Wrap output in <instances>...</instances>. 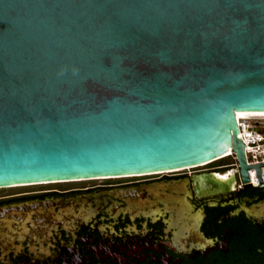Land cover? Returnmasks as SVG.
Instances as JSON below:
<instances>
[{
	"label": "water",
	"instance_id": "1",
	"mask_svg": "<svg viewBox=\"0 0 264 264\" xmlns=\"http://www.w3.org/2000/svg\"><path fill=\"white\" fill-rule=\"evenodd\" d=\"M236 112L264 113V0H0V189L182 171L230 149L242 181L255 168L261 185ZM218 177L215 189L236 179ZM160 200L49 210L42 250L153 256L147 226L123 235L115 221L166 217Z\"/></svg>",
	"mask_w": 264,
	"mask_h": 264
},
{
	"label": "flooded vegetation",
	"instance_id": "2",
	"mask_svg": "<svg viewBox=\"0 0 264 264\" xmlns=\"http://www.w3.org/2000/svg\"><path fill=\"white\" fill-rule=\"evenodd\" d=\"M201 165L202 168H191L185 173L170 171L156 178L139 176L143 178L118 184L15 193L0 191V264H121L111 256L112 250L108 254L88 252L82 241L78 242L76 255L66 248L53 249V252L60 250L57 261L42 250L49 247L44 233L49 210L61 211L97 197L119 199L127 207L137 198L162 200L158 207L166 211V217L154 221L149 213L135 217L125 213L115 221V228L123 235H128V228L143 230L147 226L150 229L147 237L159 243L153 256L148 255L143 244L141 257L125 264H264V185L241 182L236 161ZM224 166L228 168L222 171ZM228 172L234 173L236 179L215 189L210 177L213 174L224 177ZM30 214L32 221L27 228L12 229ZM82 232L89 231L84 228ZM11 233L16 236L13 244L7 239ZM91 236L98 244L104 241L99 230ZM64 237L65 241L69 240L68 235ZM7 244L12 248L9 253H5ZM17 245L22 248L19 254L13 250Z\"/></svg>",
	"mask_w": 264,
	"mask_h": 264
},
{
	"label": "built area",
	"instance_id": "3",
	"mask_svg": "<svg viewBox=\"0 0 264 264\" xmlns=\"http://www.w3.org/2000/svg\"><path fill=\"white\" fill-rule=\"evenodd\" d=\"M237 120L239 126V133L243 143L245 144V154H246L247 164L252 165V164L264 162V116H250L246 118H237ZM229 157H232L237 162V158L234 152L232 151V149L230 155L216 159L214 161L221 159L223 160ZM224 167L226 168L227 166ZM260 168L262 170L261 175L263 179V184L261 185H264V166ZM236 170L240 181L243 182L239 174V166L236 167ZM228 174L229 172L224 174L223 176ZM248 174L250 178V183L254 186H260L255 168L249 169Z\"/></svg>",
	"mask_w": 264,
	"mask_h": 264
},
{
	"label": "rangeland",
	"instance_id": "4",
	"mask_svg": "<svg viewBox=\"0 0 264 264\" xmlns=\"http://www.w3.org/2000/svg\"><path fill=\"white\" fill-rule=\"evenodd\" d=\"M236 160H234L232 157L223 159L220 161V164H225V163H234ZM219 164V163H218ZM200 168H202L203 165H199ZM196 168L198 166H195ZM194 167V168H195ZM192 168V167H191ZM191 168H188L187 170H183V171H173V172H177L176 174L179 173H185L188 171H191ZM223 168L221 169L222 171H224ZM168 174H170L169 172H167ZM167 174H162V175H150L147 178H156V177H163ZM140 179L143 177H130V178H121V179H100V180H88V181H81V182H73V183H58V184H41V185H33V186H25V187H15V188H4V189H0V191L9 193V192H25V191H34V190H39V189H52V188H61V189H67V188H77V187H84V186H91V185H106V184H118V183H122V182H126V181H130V180H134V179Z\"/></svg>",
	"mask_w": 264,
	"mask_h": 264
},
{
	"label": "bare ground",
	"instance_id": "5",
	"mask_svg": "<svg viewBox=\"0 0 264 264\" xmlns=\"http://www.w3.org/2000/svg\"><path fill=\"white\" fill-rule=\"evenodd\" d=\"M236 116H237V118H246V117H250V116H264V113H237L236 112ZM231 154V149H230V152H228V153H226V154H223V155H220V156H218V157H216V159H219V158H223V157H226V156H228V155H230ZM215 160V159H214ZM205 164V163H204ZM175 171V170H174ZM170 172V171H169ZM210 176V175H209ZM221 177V176H220ZM219 178V177H218ZM222 178V179H221ZM221 178H219V179H217L219 182H222V180H224V179H228V177H227V175L226 176H224V177H221ZM211 180V179H210ZM209 180V181H210ZM217 181V182H218ZM225 181V180H224ZM214 184V183H213ZM214 185H216V184H214ZM220 185H221V183H220ZM224 188V187H223Z\"/></svg>",
	"mask_w": 264,
	"mask_h": 264
},
{
	"label": "trees",
	"instance_id": "6",
	"mask_svg": "<svg viewBox=\"0 0 264 264\" xmlns=\"http://www.w3.org/2000/svg\"><path fill=\"white\" fill-rule=\"evenodd\" d=\"M221 160H222V159H221ZM221 160L214 161V162H212V163H210V164H218V163L220 164V161H221Z\"/></svg>",
	"mask_w": 264,
	"mask_h": 264
}]
</instances>
